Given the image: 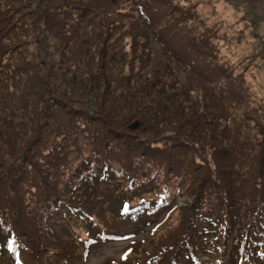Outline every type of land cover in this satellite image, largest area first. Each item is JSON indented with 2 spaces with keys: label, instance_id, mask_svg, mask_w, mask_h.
Listing matches in <instances>:
<instances>
[{
  "label": "rangeland",
  "instance_id": "1",
  "mask_svg": "<svg viewBox=\"0 0 264 264\" xmlns=\"http://www.w3.org/2000/svg\"><path fill=\"white\" fill-rule=\"evenodd\" d=\"M189 1L174 0V3L184 14L192 15L190 22L193 29L190 36L218 35L220 38H214L216 45L220 43L224 48L233 43L234 49L228 47L227 51L232 54V60H237L242 68L247 67L245 79L248 92L235 89L229 93L225 78L215 82L213 87L206 82L203 84L199 76L188 73L185 67L170 57L167 50L152 37L150 29H147V43L142 49L139 45L134 47L129 44L128 38L122 39L115 58L108 61L105 69L114 85V92L106 94L107 100L118 108L123 107L122 112L126 117L130 115L134 108L131 106L133 103L130 107L126 106L129 104L125 102L130 101V96H126L128 90L124 91L127 87L118 86L128 77H138L147 83L161 78L165 81L166 93H158L155 99L151 93H145V107L154 101L145 110L137 106L142 110V129L122 128L115 140L104 135L89 145L98 154L94 165L99 175L89 180L85 173H75L79 168L76 165H80L82 158L68 150L72 146L71 142H67L71 140L70 137L46 133L41 142L46 148L32 151L30 158L25 156V148L34 137L26 136L24 131H8L7 140L0 142L3 147L0 151V229L8 233L10 247H16L18 255L24 256L27 264H125L121 262L125 257L129 260L126 264H182L176 261V257L180 256L175 253L177 248L183 239L197 236L200 231V227H188V215L192 219L195 200L193 195L185 194L197 188L195 181L204 172L203 154H200L199 148L209 144L192 132L191 146H184L181 143L187 141L182 138L184 123L189 117L200 129L215 131L228 122L231 139L241 123L237 147L246 141L248 132L252 141L262 138L264 0H193L202 11L196 15H193L192 10H183ZM173 10L160 8L159 13ZM174 17L172 14L164 23H169ZM204 18L209 20L211 26ZM235 40L237 44H234ZM225 52H217V58L224 60ZM242 68L236 72L239 73ZM69 79L72 83L70 95L62 98L64 106L57 107L60 114L56 113L63 118L51 122L48 128L58 126L56 124L65 126L70 116H76L79 107H85L81 102L90 103L92 100L90 96H81L75 87V79ZM56 80L53 77L52 83ZM76 80L83 84L81 77ZM226 104L234 107L229 108ZM41 118H45L44 114ZM72 120L80 122V119ZM247 129L249 131L244 132ZM141 135L158 138L163 144L172 143L181 157L194 158L188 165L171 171L165 163L146 152L149 147L139 141ZM92 140L95 138L82 143ZM130 141L135 144L131 146ZM54 145L63 148L49 153ZM138 145L143 149H139ZM244 149H247V145L236 149L234 153ZM81 151L87 153L88 149L83 147ZM236 155L231 159L225 157L218 165L222 169H237L239 177L236 181L244 191L250 187L248 180L256 181L264 172V164L260 162L264 150L256 163L240 157L241 153ZM54 156L68 158L67 164L50 167L49 162ZM258 156L259 153L256 158ZM104 158L107 159L106 163H102ZM215 160L219 162L218 158ZM69 177L78 178L69 189L73 190L76 186V193L87 199V215L79 208H73L75 206L71 205L69 193L63 189ZM12 189H17L19 196L11 200ZM254 191L259 192L260 188ZM125 206L142 210L136 214H123ZM168 210H171L170 213ZM102 228L105 229L103 232L100 231ZM202 229H207L212 238L203 243L205 248L197 249L198 253L203 252V249L212 252L200 256L201 260L209 262L198 264H264V256L261 258L259 252L262 249L257 251L255 259H244L237 256L229 238L228 243L223 244V248H227L217 251L218 246L215 244L221 238L220 233L209 231L208 226ZM2 235L5 238L7 236L5 233ZM88 236L94 240H89ZM197 244L203 245L200 242ZM82 245L89 247L83 257ZM246 253L240 252L241 255ZM0 264L13 263L9 256H1Z\"/></svg>",
  "mask_w": 264,
  "mask_h": 264
},
{
  "label": "trees",
  "instance_id": "2",
  "mask_svg": "<svg viewBox=\"0 0 264 264\" xmlns=\"http://www.w3.org/2000/svg\"><path fill=\"white\" fill-rule=\"evenodd\" d=\"M160 8L174 10L161 14ZM183 10H192L193 15L202 13L193 0H190ZM172 14L175 16L174 19L164 23ZM191 18V14H184L176 7L174 0H0V142L7 140L8 131H24L26 136L34 137L25 148V156L30 158L32 151L46 148L41 143L42 136L46 133L70 137L71 140L67 142H71L72 146L68 150L82 158L80 165H76L79 168L75 173L82 172L86 174V179H94L99 175L94 165L98 154L89 145L104 135L105 137L109 135L115 140L116 134L120 133L122 128L130 129L129 125L135 121L134 119H138L139 122L136 128L142 129V110L137 106L145 110L154 101L145 107V93H151L154 99L158 93H166L165 81L161 78H156L150 83L138 77L126 78L118 86L127 87L124 91L128 90L126 96H130L128 97L130 101L125 102L129 104L126 106L130 107L133 103L131 106L134 110L128 117L123 114V107L114 106L106 98L107 93L114 92L113 80L105 72L108 61L115 58L117 47L124 38H128L129 44L134 47L138 45L141 49L145 47L147 29L151 30L152 37L167 50L173 60L181 67H185L188 73L199 76L203 84L207 83L213 87L215 82L225 78L229 93L235 89L248 92L245 79L247 67L242 68L237 60H232V54L227 51L230 47L233 48V43H229V48H224L220 43L216 45L214 38H220L218 35L190 36L193 29ZM204 19L210 25L209 20ZM234 44H237V40ZM223 50L226 51L225 58L219 60L217 52ZM193 51H196L195 54ZM240 68L242 71L237 73ZM53 77L57 79L55 83H52ZM69 77L75 79V87L81 96H90L92 100L90 103L81 102L80 104L85 107H79L76 116H70L65 126L56 124L58 126L48 128L51 122L63 118L57 115L60 114L57 107L64 106L62 98L70 95L72 83ZM78 77L83 79V84L76 80ZM226 106L234 107L232 104ZM44 108L46 111H43ZM42 114L45 116L43 119ZM72 119H80V122ZM182 129L184 130L182 138L187 140L181 142L184 146H191L192 132L209 144L208 146L203 144L199 148L200 154H203L204 172L195 181L197 188L190 189L185 194L193 195L195 200L192 205L194 212L192 219L188 215V227L194 225L200 227V231L197 236L181 241L175 253L182 257L177 256L176 261L182 264L210 261H203L200 256L210 254L212 251L203 249V252L198 253L197 250L205 248L206 245L203 243L209 242L207 240L212 238L207 229H202L206 226L210 228L209 231H217L221 235L215 244L218 246L217 251L227 248L223 246L230 238L237 256L255 259L257 251L262 249L259 251L262 258L264 172L256 181L248 180L250 187L242 191V185L236 181L239 177L238 170L234 167L222 169L218 164L227 156L230 159L238 156L236 153H241L240 157L250 159L251 162H258L264 150V134L261 139L252 141L249 129L245 130L244 132H248V138L240 147L247 145V149L234 153L240 148L236 143L238 131L242 129L241 123L233 139L228 135V122L215 131L204 130L188 117ZM127 134L133 135L130 132ZM92 138L95 140L82 143ZM139 141L149 147L146 152L157 158V161L165 163L171 171L188 165L194 158L181 157L172 147V143H160L158 138L141 135ZM129 144L133 146L135 143L130 141ZM83 147L88 149L87 153L81 151ZM2 148L0 145V151ZM62 148H56L54 145L49 149V153ZM138 148L143 149L140 145ZM250 152L252 154H249ZM257 153L259 156L256 158ZM215 158H218L219 162ZM67 160L68 158L54 156L49 166L61 167L67 164ZM106 162V158L102 159V163ZM260 162L264 164V157ZM77 179L69 177L63 189L65 193H69L71 205L75 206L73 208H79L87 215L89 213L85 204L87 199L76 193V186L73 190L69 189ZM12 186L15 187V183ZM252 186L260 188V191L253 192L255 188ZM235 190L238 191L235 193L233 192ZM17 196L19 191L12 189L11 200ZM124 208L125 211L133 210L132 207ZM44 209L48 210L47 207ZM170 211L168 210V213ZM1 230L0 257L9 256L13 264H27L24 256L18 255L16 247L15 249L10 247L8 233ZM2 233L7 235L6 238ZM197 242L203 245H198ZM240 252L247 253L241 255ZM127 261L129 262L125 257L121 262L126 264Z\"/></svg>",
  "mask_w": 264,
  "mask_h": 264
},
{
  "label": "water",
  "instance_id": "3",
  "mask_svg": "<svg viewBox=\"0 0 264 264\" xmlns=\"http://www.w3.org/2000/svg\"><path fill=\"white\" fill-rule=\"evenodd\" d=\"M138 126V121H134L129 125V128L133 129L136 128Z\"/></svg>",
  "mask_w": 264,
  "mask_h": 264
},
{
  "label": "bare ground",
  "instance_id": "4",
  "mask_svg": "<svg viewBox=\"0 0 264 264\" xmlns=\"http://www.w3.org/2000/svg\"><path fill=\"white\" fill-rule=\"evenodd\" d=\"M79 10V9H78ZM144 25V24H143ZM68 33V32H67Z\"/></svg>",
  "mask_w": 264,
  "mask_h": 264
}]
</instances>
